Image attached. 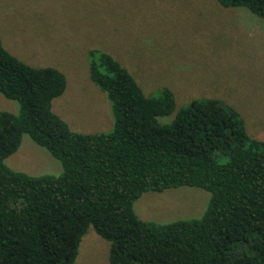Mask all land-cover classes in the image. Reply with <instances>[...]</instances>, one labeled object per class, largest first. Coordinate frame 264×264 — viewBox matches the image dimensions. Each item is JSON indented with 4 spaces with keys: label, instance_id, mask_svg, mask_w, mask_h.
Returning a JSON list of instances; mask_svg holds the SVG:
<instances>
[{
    "label": "trees",
    "instance_id": "trees-1",
    "mask_svg": "<svg viewBox=\"0 0 264 264\" xmlns=\"http://www.w3.org/2000/svg\"><path fill=\"white\" fill-rule=\"evenodd\" d=\"M264 17V0H218ZM89 76L111 101L109 130L80 132L52 107L67 87L56 66L29 64L0 37V264H74L92 226L110 241L111 264H264V138L219 97L175 110L169 87L145 93L109 52L88 51ZM28 134L62 164L30 174L6 159ZM210 192L200 217L159 223L134 203L148 190Z\"/></svg>",
    "mask_w": 264,
    "mask_h": 264
},
{
    "label": "rangeland",
    "instance_id": "rangeland-1",
    "mask_svg": "<svg viewBox=\"0 0 264 264\" xmlns=\"http://www.w3.org/2000/svg\"><path fill=\"white\" fill-rule=\"evenodd\" d=\"M0 37L23 61L67 76L53 110L73 130L113 125L111 101L89 76L88 51L103 49L135 76L144 92L169 87L175 112L198 97H219L264 138V17L218 0H0ZM19 103L0 93V110ZM6 162L30 174L59 173L61 162L28 134ZM210 192L183 185L148 190L135 201L140 218L159 223L200 217ZM110 241L91 226L74 264H111Z\"/></svg>",
    "mask_w": 264,
    "mask_h": 264
}]
</instances>
